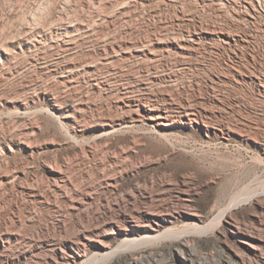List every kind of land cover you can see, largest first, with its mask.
Listing matches in <instances>:
<instances>
[{
    "label": "rangeland",
    "instance_id": "1",
    "mask_svg": "<svg viewBox=\"0 0 264 264\" xmlns=\"http://www.w3.org/2000/svg\"><path fill=\"white\" fill-rule=\"evenodd\" d=\"M0 264H264V0H0Z\"/></svg>",
    "mask_w": 264,
    "mask_h": 264
},
{
    "label": "bare ground",
    "instance_id": "2",
    "mask_svg": "<svg viewBox=\"0 0 264 264\" xmlns=\"http://www.w3.org/2000/svg\"><path fill=\"white\" fill-rule=\"evenodd\" d=\"M153 112V114H146L145 116H147V118L149 119V120H153V121H162V120H167V117L164 115V114H162L161 112L159 113V112H157V111H152ZM160 124H162V125H164L162 122H160ZM65 197V196H64ZM63 224V223H62ZM61 225V224H60ZM93 229V228H92ZM90 231V230H89ZM86 232H88V229L87 228H80L79 230H78V228H77V236H78V238H82V237H84V234L86 233ZM146 239H150V238H153V236H146L145 237ZM61 243H60V241H58V240H55L54 242H53V244H52V248H56L57 246H59Z\"/></svg>",
    "mask_w": 264,
    "mask_h": 264
}]
</instances>
